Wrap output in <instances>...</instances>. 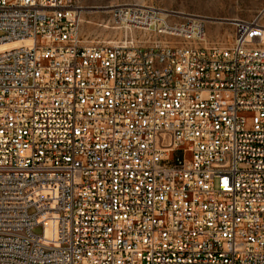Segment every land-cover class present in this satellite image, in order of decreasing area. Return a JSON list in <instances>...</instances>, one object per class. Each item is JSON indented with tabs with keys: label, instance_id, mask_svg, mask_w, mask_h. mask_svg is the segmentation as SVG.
<instances>
[{
	"label": "built area",
	"instance_id": "built-area-1",
	"mask_svg": "<svg viewBox=\"0 0 264 264\" xmlns=\"http://www.w3.org/2000/svg\"><path fill=\"white\" fill-rule=\"evenodd\" d=\"M83 11L0 0V264H264V9L226 46L123 9L152 47Z\"/></svg>",
	"mask_w": 264,
	"mask_h": 264
},
{
	"label": "rangeland",
	"instance_id": "rangeland-1",
	"mask_svg": "<svg viewBox=\"0 0 264 264\" xmlns=\"http://www.w3.org/2000/svg\"><path fill=\"white\" fill-rule=\"evenodd\" d=\"M83 6L82 37L89 43L110 44L134 39L144 47L180 40L156 31L127 26L119 20L122 9L154 7L169 14L170 23H181L187 13L206 16L202 45H230L234 37L232 19H251L264 9V0H79ZM264 24V16L262 20ZM264 40V35L262 37ZM39 232V229L36 230Z\"/></svg>",
	"mask_w": 264,
	"mask_h": 264
},
{
	"label": "bare ground",
	"instance_id": "bare-ground-1",
	"mask_svg": "<svg viewBox=\"0 0 264 264\" xmlns=\"http://www.w3.org/2000/svg\"><path fill=\"white\" fill-rule=\"evenodd\" d=\"M123 10V9H122ZM120 10L119 11V20L121 23H125V24H128L129 23V16L126 15L124 12L125 11H122ZM27 41H16V42H13V43H4V44H1L0 45V50H3V49H10V48H17V47H21L23 45H27Z\"/></svg>",
	"mask_w": 264,
	"mask_h": 264
}]
</instances>
